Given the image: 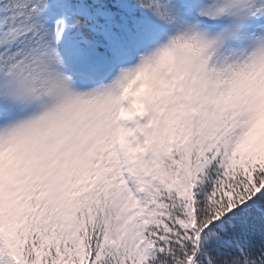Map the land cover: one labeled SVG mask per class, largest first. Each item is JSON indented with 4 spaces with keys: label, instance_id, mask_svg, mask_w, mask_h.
Listing matches in <instances>:
<instances>
[{
    "label": "snow or ice",
    "instance_id": "snow-or-ice-1",
    "mask_svg": "<svg viewBox=\"0 0 264 264\" xmlns=\"http://www.w3.org/2000/svg\"><path fill=\"white\" fill-rule=\"evenodd\" d=\"M0 264H264V0H0Z\"/></svg>",
    "mask_w": 264,
    "mask_h": 264
}]
</instances>
